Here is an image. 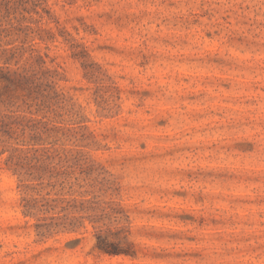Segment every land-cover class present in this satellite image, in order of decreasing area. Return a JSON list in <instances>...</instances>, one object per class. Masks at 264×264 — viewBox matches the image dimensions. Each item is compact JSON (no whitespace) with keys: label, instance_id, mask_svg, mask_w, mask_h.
I'll return each instance as SVG.
<instances>
[{"label":"rangeland","instance_id":"rangeland-1","mask_svg":"<svg viewBox=\"0 0 264 264\" xmlns=\"http://www.w3.org/2000/svg\"><path fill=\"white\" fill-rule=\"evenodd\" d=\"M44 4L55 38L13 30L9 42L33 43L59 72L74 106L61 112L53 147L73 163L86 145L104 166L113 182L105 198L128 214L131 233L120 236L136 254L95 249L88 219L48 235L24 205L63 193L57 206L74 211L68 182L60 190L45 176L25 187L5 152L0 264H264V0ZM114 215L101 223L116 231Z\"/></svg>","mask_w":264,"mask_h":264},{"label":"trees","instance_id":"trees-1","mask_svg":"<svg viewBox=\"0 0 264 264\" xmlns=\"http://www.w3.org/2000/svg\"><path fill=\"white\" fill-rule=\"evenodd\" d=\"M45 14L50 15L44 0H0V41L7 38L5 44L0 45V155L7 152L5 162L25 187L32 181L41 182L45 176L60 179V190L68 182L74 211L69 210L70 205L57 206L58 202L68 198L63 193L48 197L39 205L36 199H30L24 205L23 213L32 216L48 235L51 231L76 232L88 219L93 227L95 249L110 255L134 256L133 243L127 236H120L124 228L128 235L131 233L129 216L122 208L110 207L117 201L105 198L113 194L108 193L113 182L104 166L88 155L86 145L77 148L78 157L73 163H68L64 150L53 147L58 132L63 130L58 121L61 112H70L71 104L74 106L58 87L59 72L47 66L43 58L46 54L35 49L33 43L9 42L15 33L13 30L23 34L24 38L30 34L32 39L37 36L41 42L52 41L54 32L43 27ZM26 20L28 23H24ZM65 40L70 42L72 39ZM83 56L86 57L85 51ZM81 63L86 66L85 61ZM88 74L86 71L85 76ZM83 118L80 117L76 124L84 122ZM80 126L83 125L75 127H86ZM20 137L23 142L20 145L5 144L7 139ZM49 139L53 140L46 142ZM106 207L110 209L107 211ZM112 213L115 214L113 220L120 224L116 231L101 223ZM39 234L45 235V232Z\"/></svg>","mask_w":264,"mask_h":264}]
</instances>
